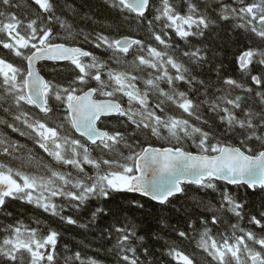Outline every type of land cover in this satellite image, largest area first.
<instances>
[{
    "label": "snow or ice",
    "instance_id": "6c2138e0",
    "mask_svg": "<svg viewBox=\"0 0 264 264\" xmlns=\"http://www.w3.org/2000/svg\"><path fill=\"white\" fill-rule=\"evenodd\" d=\"M102 3L0 0V264H264V0Z\"/></svg>",
    "mask_w": 264,
    "mask_h": 264
},
{
    "label": "trees",
    "instance_id": "16d2710c",
    "mask_svg": "<svg viewBox=\"0 0 264 264\" xmlns=\"http://www.w3.org/2000/svg\"><path fill=\"white\" fill-rule=\"evenodd\" d=\"M20 2L25 3L26 0H20ZM90 2L93 4L94 10L96 11L98 18L106 20V19L115 15L114 12L109 10L107 7L103 6L102 0H90ZM97 28H98V30H103V29H100L99 26H97ZM122 34H125V35L132 34V35H140V36L143 35L142 33H140L135 28V26H132L131 28H128L127 26H125V28L122 30ZM4 54L5 53L2 50H0V55H4ZM229 59H231V56H229ZM50 66H51V63H48L47 65L44 66L43 71L45 74H48ZM225 66H226V71L229 74H232L234 76V78H239V73H238L237 68L234 64L229 63V61L226 60ZM65 75H67V74L65 73ZM47 78L51 79L52 76L47 75ZM157 146H159V145H157ZM134 197L139 198L138 194H134V193L127 194V198H129V199L134 198ZM249 200H250V203L248 205V211L255 214L261 210H264V208L261 207L262 201L260 200V198L258 196H250ZM9 210L14 213V215L16 216L17 219L23 220L25 224H30L32 216L36 215V213L31 209V206L24 205L19 201L10 202ZM41 218L43 219V217H41ZM11 222H12L11 220H5V218L3 216H0V224L11 223ZM150 223L153 226H156V224H157V216L156 215H154L153 217L150 218ZM63 231H64V235H63L62 239L60 240V244H59V249L61 251L63 250L64 244H67L69 246V248H71V249H75V248L79 247L80 241H84L85 243H88L90 240H92V237L95 235L94 233L92 235H89V234L85 233L84 230L78 229L74 226H68L66 228V230H63ZM192 243L194 246L195 241H193ZM97 247H100L99 242L93 243L92 244L93 251H88L87 254L88 255H96L94 249ZM185 250L190 251L191 247L185 246ZM98 258L105 259V257L103 256L102 253L99 254ZM165 264H167V259L165 260Z\"/></svg>",
    "mask_w": 264,
    "mask_h": 264
}]
</instances>
